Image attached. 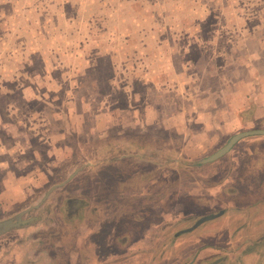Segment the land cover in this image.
<instances>
[{
  "label": "rangeland",
  "instance_id": "374dc122",
  "mask_svg": "<svg viewBox=\"0 0 264 264\" xmlns=\"http://www.w3.org/2000/svg\"><path fill=\"white\" fill-rule=\"evenodd\" d=\"M232 1L0 0V224L24 212L22 220L38 218L32 226L0 235V264H130L134 255L132 264H189L201 249L214 250L216 258L234 253L230 264L248 253L249 263L264 264L262 194L249 200L246 194L233 196L229 207L232 197L225 192L230 189H222L214 197L203 195L197 208L187 203L191 192L230 175L239 146L197 167L221 147L180 150L184 137L172 128L184 123L172 119L174 111L184 109L175 91L184 81L183 55L201 69L206 56L213 61L228 42L245 38V28L264 25V4L256 7L250 0H244L245 17L208 18L209 12L221 15ZM218 58L222 63L223 56ZM210 76L205 74L203 86L215 88ZM205 96L198 102L213 105ZM130 110L136 122L128 119ZM108 123L114 125L103 131ZM249 130H264V119L232 135ZM254 138L262 137L246 140ZM187 139L199 144L197 138ZM253 163L255 171L264 170ZM79 168L42 202L50 188ZM131 169L135 178L131 175L129 182ZM113 177L125 180L122 191L131 184L132 194H107L114 191ZM259 179L262 188L264 178ZM252 181L238 183L244 193L258 190ZM100 188L106 193L98 194ZM72 198L75 211L67 205ZM113 198L127 203L125 212L117 209L112 215ZM129 201L140 208V222H128L133 221ZM247 201L255 208L241 209ZM222 210L220 218L194 228ZM97 215L105 220L101 233ZM108 215L116 222H106ZM181 230L186 233L174 237ZM140 235L143 240L129 247ZM118 238L124 240L120 247ZM85 240L81 252L77 242Z\"/></svg>",
  "mask_w": 264,
  "mask_h": 264
},
{
  "label": "crops",
  "instance_id": "0c3cea01",
  "mask_svg": "<svg viewBox=\"0 0 264 264\" xmlns=\"http://www.w3.org/2000/svg\"><path fill=\"white\" fill-rule=\"evenodd\" d=\"M250 1L251 4H253V6L256 7L263 6L264 4V0H250ZM247 4L248 1L244 2V0H233L232 2H228V7L224 9L221 15L219 14L210 15L211 13L208 11L209 13L207 14V16L209 15L208 18L210 16H214L213 18H222L224 16L226 20H232L235 16L241 17L242 14L246 12ZM262 16H264V14ZM208 20L209 19H206L205 21ZM214 28L215 27L210 29L212 30L211 31L212 34L216 33L217 28L216 29ZM200 29L202 31V27ZM244 30H245V38L243 37L240 42H237L235 44L233 41L228 42V46L225 48L224 54H218V56L221 55L223 56V58H221L223 60L222 63H216L220 59L218 58V56H214L213 61L210 59V56H206L204 63H207V65L206 66L203 65V68L199 69L195 63L188 60L187 54L183 55V59L184 61H186V63H184L183 66L181 65L182 71L180 75L184 79V81L182 82L181 85L180 83L177 82V85H175L176 86L175 91H178L177 96L180 97V99L183 101L182 105L184 109L183 110L177 109V111L173 112L174 115L172 117V119L177 117L178 119H181L184 122L183 124H181L180 128L177 123H174L172 126V128L176 127V133L178 136L184 137L183 142L180 145L182 149L180 150L185 151V150H189L191 147L196 148V146L223 147L228 141V139L231 136H233L232 132L235 129L250 128L251 126H254L255 123L258 122L259 120L264 119V86H262L264 83V25L261 24L256 27L245 28ZM204 73L208 77H211L210 75H212V78L214 77L216 79L215 88L203 86L204 83L202 80H205L206 78ZM203 94L212 98L213 105H202L198 102L199 99L198 96ZM128 113L130 114L128 119H130L131 122H136V114L134 113V111L130 110L128 111ZM105 115L107 116V114ZM187 117H189V119H187ZM107 119L110 120V118ZM172 119L169 118V120ZM111 123L113 122L111 121ZM111 123H108L109 127L106 126L107 128H103L102 130L103 131L108 130L112 125H114ZM195 126L198 127V129H193V127ZM187 137L189 138V140L191 138L199 139V144H190L189 143L190 141H188ZM254 137H259V136H254ZM261 137H262L261 139L254 138L252 140L251 139L246 140L247 138H245L240 140L232 148L233 150L234 148L239 146L238 152H234L231 157L230 175L222 179L219 183L213 184L214 186L212 185V187L208 186L203 188V190H198L197 192H191L189 194L190 196H188L187 198L188 199L187 203H190V201H192V206L194 207L196 206L197 208L198 206H201V204H198L199 203L198 201L200 200L203 201L202 198L203 195H207V193H210V197H212L213 195L215 196V194L217 193L223 192L222 189L225 190L230 189L229 191L225 192V194L232 197L229 199L230 201H227L228 204L227 206L229 207L234 206L233 199L235 198H233V196L240 195L242 198L244 194H246L248 200L251 197L249 195L262 194L263 200L261 201L263 204L262 206H264V186H262V188L258 187L260 180L259 178H264L262 177V173H264V170L258 169L257 171H255V169L249 165L254 161H250L249 160L250 158H248L251 155H253L255 156V158L253 159L257 160L253 164H256L258 168L259 165L260 167L264 166V160L263 161L259 160V158H264V136ZM225 138L228 139L224 144H222V142L226 140ZM177 164L180 165L181 162H178ZM239 172L242 173L241 176H238ZM252 172L255 173L253 177H252ZM235 173L236 175L234 176ZM98 174L101 176V173L98 172ZM132 174L133 171L131 169L128 179L129 182L133 178H135V174L134 175ZM131 175L133 176V178ZM102 177L104 178V176ZM248 179L253 180L252 183L255 182L257 183L258 190L252 189V191H247L246 193L243 192L242 186H240L238 183L241 182L242 185V183L248 181ZM118 182H119L118 190H117L118 192L115 190L114 191L110 190L107 192V194L112 193L113 196L116 194H118V196L126 193L132 194L133 188H131L132 187L131 184L128 188L129 191L128 190L122 191V185L124 184V182L123 181L121 182V177L118 178ZM212 190H214V192ZM104 191L106 193L107 190L102 188L97 190L98 194H105ZM134 191H135L134 193H137L136 190ZM150 193L153 192L151 191ZM108 198H110V196ZM174 198L176 199V194ZM174 198H171L172 202L175 200ZM100 199L104 201L105 198L100 197ZM166 199L168 201V196H166ZM242 200L244 201V199ZM85 201H87L86 205L89 206L88 200ZM113 201L114 202L112 204L113 206L112 215L117 214L116 213L118 211L117 209H119L120 212L121 211L125 212L126 210L125 206H127L126 205L127 203L124 202V200L122 201L121 199H118L119 202L115 203V199L113 198ZM129 203H131V205L133 206L132 212L129 215L130 218L133 219V221L129 220L128 222H140L141 217L137 216V211H140V208H137L136 202L133 203L129 201ZM250 203L253 202L251 201ZM250 203L248 202L244 205V207H240V208L248 211L254 209L255 207H253V205L250 206ZM106 204L110 205V202L107 201ZM97 208H99L98 205ZM174 208L175 207H173V209ZM219 213H221V215L218 218H220L224 214L223 210L220 211ZM118 214L120 213L118 212ZM109 216L110 215H108V218H106V222H116L115 218L112 217L109 218ZM168 216L169 213H167V217ZM95 222H96L95 224H97V227L100 229V233H101L104 227L105 220L101 219L97 215ZM134 233L136 235V230L134 231ZM143 237L144 235H140L139 238L135 237L132 241H130L129 247L133 243L141 240ZM118 240L119 241H117L116 239L115 241L118 242L120 247V245L124 243V240L122 239L120 241V238H118ZM103 241L104 239L102 240V243H104ZM79 243L80 245L78 247L80 248L81 252H83L84 249L82 248V246L83 247L86 246L85 243L87 242L86 240L83 241L82 243L81 241L80 242L78 241L77 244ZM96 245L99 248L98 241L96 242ZM91 247L92 245L88 246V248L85 247V249H87L88 251L91 249ZM251 248H252L251 249L252 252H254V250L256 251L257 249L256 247L253 246ZM134 251L137 250H133V252ZM128 254L130 255V253ZM233 255L235 254L231 252L228 253V255H226L227 257L225 256L224 258H216V254L214 250L211 251V250L201 249L198 251V253H195L192 256V259L189 264H199L206 261H209L208 264H230ZM242 255H240V257L237 256L239 258V261L236 264L254 263V262L249 263V261L253 259L252 254L248 253L246 256L244 255L242 256ZM136 259H137L136 255L129 256L128 262L132 264L131 261H135Z\"/></svg>",
  "mask_w": 264,
  "mask_h": 264
},
{
  "label": "water",
  "instance_id": "95a60500",
  "mask_svg": "<svg viewBox=\"0 0 264 264\" xmlns=\"http://www.w3.org/2000/svg\"><path fill=\"white\" fill-rule=\"evenodd\" d=\"M254 136H264V130H250V131H246V132L237 133V134L231 136L223 147H221L220 149H218L216 152H214L210 156H208V157L200 160L198 162V164L199 165H204V164H209V163L215 162V161L219 160L220 158L224 157L227 153H229L232 150V148L240 140L245 139V138H248V137H254ZM87 165H90V164H87ZM80 171H81V168L75 170L67 178V180H65L64 182H62L59 185H56V186H53L52 188H50V190L45 194L42 202L47 199V197L50 195V193L52 191H54L55 189L60 188V187H62L64 185H66ZM42 202H40L38 205L34 206L33 209L39 208V206H40V204ZM220 215H221V213L205 216V217L201 218L200 220H198L196 222L194 228H197V227H199L200 225H202V224H204L206 222L212 221V220L218 218ZM35 220H36V218L22 220L21 216H18L17 219H16V221L8 220L6 222H3V223L0 224V235L4 234V233H6V232H8L10 230L24 227V226L30 224L31 222H33Z\"/></svg>",
  "mask_w": 264,
  "mask_h": 264
},
{
  "label": "trees",
  "instance_id": "16d2710c",
  "mask_svg": "<svg viewBox=\"0 0 264 264\" xmlns=\"http://www.w3.org/2000/svg\"><path fill=\"white\" fill-rule=\"evenodd\" d=\"M200 166H202V165H199L198 163H197V167H200ZM115 177H113V184H111L112 185V189L113 190H115L114 188H117L118 187V180L117 179H114ZM122 181H125L124 179H121V182ZM106 184H109V182H107L106 181ZM124 185V184H123ZM75 201H76V198H72V199H70L69 201H68V203H67V205L69 206V209H71V211H75L76 210V208H75ZM82 201H84L83 202V204H85L86 205V201L85 200H83L82 199ZM36 223V221H33V222H31L30 224H28V225H26V226H32L33 224H35ZM26 226H24V227H26ZM22 228V227H21ZM16 229H18V228H16ZM184 233H186V231L185 230H181V231H178L175 235H174V237H177V236H180V235H182V234H184Z\"/></svg>",
  "mask_w": 264,
  "mask_h": 264
},
{
  "label": "flooded vegetation",
  "instance_id": "af4514ba",
  "mask_svg": "<svg viewBox=\"0 0 264 264\" xmlns=\"http://www.w3.org/2000/svg\"><path fill=\"white\" fill-rule=\"evenodd\" d=\"M24 213H25V212H24ZM24 213H23V214H24ZM23 214H21V215H23ZM21 215H19V216H21ZM21 218H22V216H21ZM16 219H17V218H16ZM37 220H38V218H36V220H35V221L37 222ZM13 221H14V220H13ZM15 221H16V220H15Z\"/></svg>",
  "mask_w": 264,
  "mask_h": 264
}]
</instances>
